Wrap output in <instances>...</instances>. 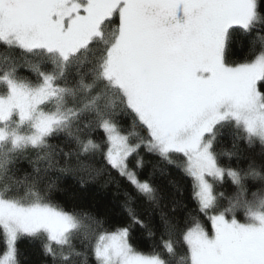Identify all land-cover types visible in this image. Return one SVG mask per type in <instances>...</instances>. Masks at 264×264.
Instances as JSON below:
<instances>
[{
    "label": "snow or ice",
    "instance_id": "6c2138e0",
    "mask_svg": "<svg viewBox=\"0 0 264 264\" xmlns=\"http://www.w3.org/2000/svg\"><path fill=\"white\" fill-rule=\"evenodd\" d=\"M225 128L264 157V0H0V264L25 237L52 264H80L77 243L96 264H264V160L223 163ZM145 155L191 178L194 213L138 210L161 200ZM52 171L123 182L125 222L54 203ZM158 228L160 251L133 247Z\"/></svg>",
    "mask_w": 264,
    "mask_h": 264
},
{
    "label": "trees",
    "instance_id": "16d2710c",
    "mask_svg": "<svg viewBox=\"0 0 264 264\" xmlns=\"http://www.w3.org/2000/svg\"><path fill=\"white\" fill-rule=\"evenodd\" d=\"M245 54L246 50H237L234 58L243 59ZM14 55H19V53H14ZM20 72L22 75L32 78L31 73L25 68H21ZM122 119L127 120L128 118L123 117ZM50 142L64 146V138L62 136L53 138ZM234 144L235 147L233 146ZM216 147L218 151L233 153L230 160L228 157H222V162L225 164L230 163L233 168L247 167L252 158L255 159L257 164L264 160V157L260 156L261 148L259 144H256L255 147H249L246 141L236 140L232 130L228 128L222 130ZM26 155L34 157L35 153L28 152ZM81 159L96 167L102 166L99 156L93 158L82 157ZM144 163V174L151 177L160 193L161 200L160 206L156 207L145 198H139L135 206L141 213L145 211L151 212L155 221L159 224L161 211L171 215L173 209H175V214L181 217H187L189 213L195 212L196 204L193 199L192 180L190 177H187L180 169L158 162L152 156L145 155ZM154 165H156L155 169ZM19 168L21 171L17 175L20 180H23L24 172H30L31 168L27 161L22 162ZM113 176H115L114 173ZM46 179L49 182H55L56 188L51 195L53 202L61 207L69 210L73 208L86 209L93 212L99 216L104 229L108 231L115 230L125 222L123 182H121L119 190L115 183H109L105 186L104 178L81 184L78 176L57 171L50 172ZM115 179L119 180L120 178L115 177ZM217 191L224 192L225 196L230 195L233 191L230 181L226 180L222 185H219ZM161 232L162 228H158L156 236L149 238L146 233L136 231L131 236V243L137 251L150 255L154 250L160 251ZM77 249L85 254L77 258L80 264H84L85 259L87 264H96L91 250L84 248L79 243H77ZM18 260L19 264H52L51 258L44 254L40 241L27 237L20 239L18 242Z\"/></svg>",
    "mask_w": 264,
    "mask_h": 264
},
{
    "label": "rangeland",
    "instance_id": "374dc122",
    "mask_svg": "<svg viewBox=\"0 0 264 264\" xmlns=\"http://www.w3.org/2000/svg\"><path fill=\"white\" fill-rule=\"evenodd\" d=\"M144 255H146V254H144Z\"/></svg>",
    "mask_w": 264,
    "mask_h": 264
}]
</instances>
